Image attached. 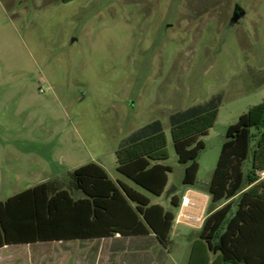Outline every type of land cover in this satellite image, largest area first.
Instances as JSON below:
<instances>
[{
    "label": "rangeland",
    "instance_id": "obj_1",
    "mask_svg": "<svg viewBox=\"0 0 264 264\" xmlns=\"http://www.w3.org/2000/svg\"><path fill=\"white\" fill-rule=\"evenodd\" d=\"M236 5L245 16L231 25ZM217 94L198 188L212 178L228 127L264 102V0H0V201L49 179L69 188L70 172L101 160L164 204L167 191L184 193L186 168L169 116ZM156 119L172 167L161 197L120 174L116 157L122 138ZM86 241L11 246L0 264H95L79 248Z\"/></svg>",
    "mask_w": 264,
    "mask_h": 264
},
{
    "label": "trees",
    "instance_id": "obj_2",
    "mask_svg": "<svg viewBox=\"0 0 264 264\" xmlns=\"http://www.w3.org/2000/svg\"><path fill=\"white\" fill-rule=\"evenodd\" d=\"M222 95L176 111L169 125L183 185H195L202 139L215 125ZM117 171L135 185L161 196L172 167L161 119L123 138L116 150ZM80 193L75 197L72 191ZM211 197L201 237L225 264H264V102L228 127L208 185ZM171 205L179 207L176 195ZM175 215L134 187L111 178L99 163L70 172V187L49 180L0 201V250L39 242H70L153 233L168 246ZM215 244V246H214Z\"/></svg>",
    "mask_w": 264,
    "mask_h": 264
},
{
    "label": "crops",
    "instance_id": "obj_3",
    "mask_svg": "<svg viewBox=\"0 0 264 264\" xmlns=\"http://www.w3.org/2000/svg\"><path fill=\"white\" fill-rule=\"evenodd\" d=\"M60 3L65 2L60 1ZM135 130L130 131L128 135ZM91 162L99 163L108 172L101 160ZM111 178L113 177L111 176ZM113 179L120 180L119 178ZM169 185L170 181H168L167 188ZM208 185L203 188L196 187V183L191 187L183 185L181 189L184 193L182 195H180L179 189L175 188L176 192H172L173 194L170 197L167 196L164 204L152 203L151 201V204H159L175 215L168 246H164L153 233L137 236H121L118 233L109 238L87 240L86 242H82L79 248L84 251L88 249V256L91 255L95 264H225L222 262L220 252L212 250L211 245L201 237V228L207 217V208L211 200L208 193ZM173 195H176L179 202V207L177 208L171 205V197ZM184 198L189 199V202L184 203ZM177 211L179 213L176 215ZM182 215L185 216L182 217ZM39 243L52 244L55 242ZM58 243L66 245L67 242ZM10 247L6 246L3 249ZM152 251L156 252V256H153Z\"/></svg>",
    "mask_w": 264,
    "mask_h": 264
},
{
    "label": "water",
    "instance_id": "obj_4",
    "mask_svg": "<svg viewBox=\"0 0 264 264\" xmlns=\"http://www.w3.org/2000/svg\"><path fill=\"white\" fill-rule=\"evenodd\" d=\"M244 16H245V10L242 7L236 5L234 7V12H233L232 18L230 20V24L233 25V24L237 23ZM175 190L176 189L174 188V189H172L170 191H167V196H169Z\"/></svg>",
    "mask_w": 264,
    "mask_h": 264
},
{
    "label": "built area",
    "instance_id": "obj_5",
    "mask_svg": "<svg viewBox=\"0 0 264 264\" xmlns=\"http://www.w3.org/2000/svg\"><path fill=\"white\" fill-rule=\"evenodd\" d=\"M184 203H188L189 202V199H185L184 198V201H183Z\"/></svg>",
    "mask_w": 264,
    "mask_h": 264
},
{
    "label": "bare ground",
    "instance_id": "obj_6",
    "mask_svg": "<svg viewBox=\"0 0 264 264\" xmlns=\"http://www.w3.org/2000/svg\"><path fill=\"white\" fill-rule=\"evenodd\" d=\"M183 216H185V215H182V217H183ZM182 217H181V218H182Z\"/></svg>",
    "mask_w": 264,
    "mask_h": 264
}]
</instances>
